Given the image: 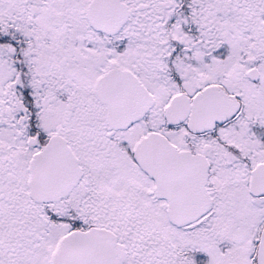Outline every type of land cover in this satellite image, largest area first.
Here are the masks:
<instances>
[{"label":"snow or ice","instance_id":"obj_1","mask_svg":"<svg viewBox=\"0 0 264 264\" xmlns=\"http://www.w3.org/2000/svg\"><path fill=\"white\" fill-rule=\"evenodd\" d=\"M0 264H264V0H0Z\"/></svg>","mask_w":264,"mask_h":264}]
</instances>
